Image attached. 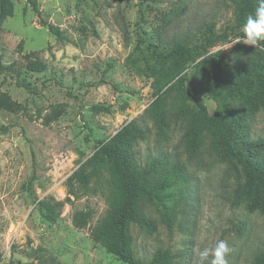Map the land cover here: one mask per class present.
<instances>
[{
	"label": "rangeland",
	"instance_id": "1",
	"mask_svg": "<svg viewBox=\"0 0 264 264\" xmlns=\"http://www.w3.org/2000/svg\"><path fill=\"white\" fill-rule=\"evenodd\" d=\"M11 1L13 15L0 31V90L26 110L0 111V264H127L91 237L113 194L108 171L85 193L77 186L69 192L66 180L98 140H108L133 119L146 131L131 143L138 168L149 183L171 192L167 208L140 202L139 213L151 224L128 223L134 256L147 264L164 253L168 264H195L197 249L225 240L232 249L228 264L258 261L264 253V215L249 209L247 197H237L244 182L241 166L222 156L214 122L200 128L193 100L171 86L162 90L163 124L157 122L152 106L158 97L147 70L149 42L200 41L211 24L216 33L227 31L225 40L190 63L185 86L191 89L190 80L195 82L210 115L240 113L239 135L264 139L263 104L223 98L220 103L210 94L214 53L221 52L229 74L264 61V46L235 43L243 27L229 28L234 0H37L42 17L62 39L41 23L27 0ZM29 52L45 70L27 67ZM10 64L11 70L1 68ZM61 102L64 113L46 123L42 116ZM96 104L110 112L93 110ZM259 155L264 159V149ZM50 198L63 203L55 223L37 206ZM87 213V224L77 227L76 218Z\"/></svg>",
	"mask_w": 264,
	"mask_h": 264
},
{
	"label": "trees",
	"instance_id": "2",
	"mask_svg": "<svg viewBox=\"0 0 264 264\" xmlns=\"http://www.w3.org/2000/svg\"><path fill=\"white\" fill-rule=\"evenodd\" d=\"M33 11L38 15L43 25L58 39L64 38L61 31L53 24L47 23L42 17L37 0H27ZM236 11L233 25L230 29L243 27L247 16L254 11L258 0H234ZM13 15V3L11 0H0V31L3 21ZM227 31L216 33L214 25L207 27L203 39L196 42H176L170 46H161L149 42L148 52L152 62L148 63L147 70L153 77V92L157 95L153 108L154 116L159 124H163L162 90L168 86L176 89L180 97H189L193 100L198 112V126L200 128L210 126L211 122L220 132L219 145L222 156L228 161L239 164L244 175V182L237 190V197L249 199V209L258 210L264 215V159L259 152L264 149V139L250 140L238 134L241 114L232 110H218L214 115L208 113L202 99V93L195 82L190 80L191 89L186 88L187 69L202 52H206L216 42L225 40ZM264 46V43L261 44ZM214 64L211 69L214 91L210 94L221 103V99L244 102L255 100L264 105V61L255 60L244 67L241 72L229 74L224 70L221 52L213 55ZM27 67L35 71H43L46 65L35 52L25 55ZM11 70L12 64L3 66ZM22 86L28 87L23 83ZM167 88V89H168ZM165 93V92H164ZM219 94V95H217ZM216 97H220L216 98ZM49 111L42 117L46 123L57 120L65 111L66 103H56L49 107ZM95 111L110 112L109 106L102 104L93 105ZM13 113L25 112L26 107L14 100L11 95L0 90V111ZM146 135L145 129L137 119L124 124L108 140H98L95 150L78 166L66 180L68 190L71 192L77 186L83 193L90 190L93 180L101 181L105 170L109 173V181L113 194L109 200L105 216L93 229L91 237L95 242H100L106 250L127 264H146L137 259L128 245L127 227L130 221L150 225L138 210L142 200L154 201L164 208L165 203L171 197L167 191L168 186L151 184L147 181L143 170L138 168L133 155V141L142 139ZM73 192V191H72ZM62 201L53 198L38 201V210L41 216L50 223H55L60 215ZM88 213L84 217L76 218L77 227L87 224ZM166 254L160 253L147 264H168ZM8 264H20L19 261H11ZM37 264H46L40 261ZM58 264V263H57ZM253 264H264V253Z\"/></svg>",
	"mask_w": 264,
	"mask_h": 264
},
{
	"label": "clouds",
	"instance_id": "3",
	"mask_svg": "<svg viewBox=\"0 0 264 264\" xmlns=\"http://www.w3.org/2000/svg\"><path fill=\"white\" fill-rule=\"evenodd\" d=\"M241 40L253 48L264 43V0H258L257 7L247 16L243 24V36L235 43ZM200 238L204 239L205 236ZM231 252L227 241L217 240L214 245L197 249L195 264H228Z\"/></svg>",
	"mask_w": 264,
	"mask_h": 264
}]
</instances>
